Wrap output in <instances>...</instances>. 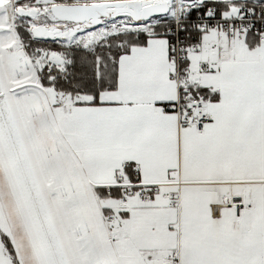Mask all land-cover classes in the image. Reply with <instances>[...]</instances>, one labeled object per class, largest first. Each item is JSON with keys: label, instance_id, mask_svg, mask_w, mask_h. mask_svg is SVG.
I'll list each match as a JSON object with an SVG mask.
<instances>
[{"label": "snow or ice", "instance_id": "snow-or-ice-1", "mask_svg": "<svg viewBox=\"0 0 264 264\" xmlns=\"http://www.w3.org/2000/svg\"><path fill=\"white\" fill-rule=\"evenodd\" d=\"M0 264H264V0H0Z\"/></svg>", "mask_w": 264, "mask_h": 264}]
</instances>
